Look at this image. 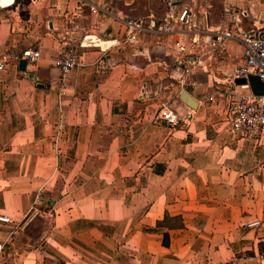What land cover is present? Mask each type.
I'll use <instances>...</instances> for the list:
<instances>
[{"label": "crops", "instance_id": "crops-1", "mask_svg": "<svg viewBox=\"0 0 264 264\" xmlns=\"http://www.w3.org/2000/svg\"><path fill=\"white\" fill-rule=\"evenodd\" d=\"M135 1L151 3L123 0L110 15L90 12L101 0L0 5V61H9L0 71V214L11 221L0 224V264H264V134L232 136L230 98L216 93L242 64V48L225 41L181 88L161 63L171 37L79 46L85 36L120 37L121 19L164 13L143 14L129 7ZM194 1L183 2L196 23L204 11L212 21L211 0L197 9ZM250 20L264 26V16ZM31 47L40 58L20 71ZM70 48L79 65L62 78L52 59ZM177 91L185 123L153 122ZM38 194L48 208L31 210ZM253 221L260 226L247 228Z\"/></svg>", "mask_w": 264, "mask_h": 264}, {"label": "built area", "instance_id": "built-area-1", "mask_svg": "<svg viewBox=\"0 0 264 264\" xmlns=\"http://www.w3.org/2000/svg\"><path fill=\"white\" fill-rule=\"evenodd\" d=\"M166 7L163 15L157 19L149 18H124L121 19L124 31L123 34L113 40L100 41L90 39L88 43H79L80 47L87 45L99 46L101 50H108L112 47L133 48L140 44L141 36L156 35L173 38V53L162 65L168 70V77L175 80L180 87L184 80L194 70L207 71L205 58L210 59L215 50L222 48L225 41L237 42L242 48V64L237 66L228 78L230 87H220L216 93L230 98L227 114L228 132L232 136H257L264 134V97L254 96L248 85H236V79H247L253 75L264 83V26L256 25L251 21L246 10L225 6L222 10L220 20L212 24L209 20V12H203L202 26L196 23V14L183 0H165ZM211 8V5L209 6ZM91 13L101 12L110 15L107 8L89 6ZM250 12V11H249ZM251 14V13H250ZM263 13L259 16L263 19ZM101 45H105L103 48ZM40 58V51L37 47L27 48L22 51L18 59L25 60L26 64H33ZM6 55H2L0 71L8 64ZM79 65L78 53L74 48L67 49L53 57L52 66L56 68L61 77L64 78ZM177 77H175V75ZM219 85V82H215ZM182 88V87H181ZM240 88L242 91H237ZM216 89V88H215ZM144 94V92H143ZM178 91L174 97H170L160 103L155 109L152 121L169 126H177L185 120L179 118L178 112L174 109L172 100L177 98ZM143 96V97H142ZM149 95H141V98H150ZM158 94L153 96L157 98ZM209 101L213 99L208 97ZM189 116L186 117L188 119ZM49 204V199L43 194H38L34 200L31 210ZM8 216L0 214V224L10 223ZM247 228L260 226L259 221L248 223ZM2 244H0V251Z\"/></svg>", "mask_w": 264, "mask_h": 264}, {"label": "rangeland", "instance_id": "rangeland-1", "mask_svg": "<svg viewBox=\"0 0 264 264\" xmlns=\"http://www.w3.org/2000/svg\"><path fill=\"white\" fill-rule=\"evenodd\" d=\"M127 2H130L131 0H126ZM149 1V0H148ZM184 2H190V0H183ZM205 0H195V8L197 9L198 6L200 5V3L204 2ZM248 1L251 0H236V4L232 3H225L226 0H211V8L209 9L211 11V16H214V19H211L212 24L217 23L216 20L218 18V16L220 17V14H222V10L225 6H232L234 8H239L241 10H246L249 13V18H254V20H256L257 22L261 21L259 18V16L261 15V12L264 10V0H252L253 2H255V6L253 8V14L251 15L249 10H247L246 8H248V6L250 5L248 3ZM123 0H101V4H99L100 8H107L108 11L110 12H114L115 9H120ZM151 3L147 4V5H143L140 4L139 2L137 3V1L134 2V4L130 5L129 7H133L136 6L138 8L139 11H142L143 14H149L150 12L157 14V15H161L166 7V3L165 0H150ZM140 4V5H137ZM192 6V4H190ZM126 7V8H129ZM145 7V8H144ZM147 7V8H146ZM114 8V10H113ZM245 8V9H244ZM216 18V19H215ZM229 78V76H228ZM213 86H215V84H213ZM223 86L226 87H230L229 83H228V79L227 81L223 84ZM41 208H48L47 205H43ZM32 234L31 237L33 238H37L40 232V228L38 227L37 223L34 224L33 229L31 230Z\"/></svg>", "mask_w": 264, "mask_h": 264}, {"label": "water", "instance_id": "water-1", "mask_svg": "<svg viewBox=\"0 0 264 264\" xmlns=\"http://www.w3.org/2000/svg\"><path fill=\"white\" fill-rule=\"evenodd\" d=\"M26 67V62L23 59H19L18 61V69L20 71H24ZM236 85H248L250 92L254 96L264 97V83L260 81V79L256 76L250 75L247 79H236ZM182 100L186 102V104L192 106V101L190 100L189 96L182 92L181 96Z\"/></svg>", "mask_w": 264, "mask_h": 264}, {"label": "bare ground", "instance_id": "bare-ground-1", "mask_svg": "<svg viewBox=\"0 0 264 264\" xmlns=\"http://www.w3.org/2000/svg\"><path fill=\"white\" fill-rule=\"evenodd\" d=\"M9 0H0V5H5L8 3Z\"/></svg>", "mask_w": 264, "mask_h": 264}]
</instances>
